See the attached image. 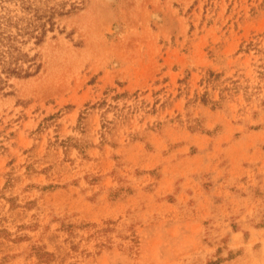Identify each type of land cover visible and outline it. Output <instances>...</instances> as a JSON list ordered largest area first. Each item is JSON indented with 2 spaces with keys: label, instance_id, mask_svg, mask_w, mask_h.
Wrapping results in <instances>:
<instances>
[{
  "label": "rangeland",
  "instance_id": "obj_1",
  "mask_svg": "<svg viewBox=\"0 0 264 264\" xmlns=\"http://www.w3.org/2000/svg\"><path fill=\"white\" fill-rule=\"evenodd\" d=\"M33 14L0 264H264V0H0Z\"/></svg>",
  "mask_w": 264,
  "mask_h": 264
},
{
  "label": "trees",
  "instance_id": "obj_2",
  "mask_svg": "<svg viewBox=\"0 0 264 264\" xmlns=\"http://www.w3.org/2000/svg\"><path fill=\"white\" fill-rule=\"evenodd\" d=\"M39 18L40 15L33 14L32 18L20 24L17 19L14 20L10 16H0V90L5 83L4 78L8 76L27 77L38 70L36 67L33 72L30 71L32 63L26 68L23 67L22 62L28 60L27 54L21 53L16 43L22 42L23 38H34L35 42L43 39L47 30L46 23L52 26L53 22L50 18L48 22H40ZM9 26H15V33L8 31Z\"/></svg>",
  "mask_w": 264,
  "mask_h": 264
}]
</instances>
